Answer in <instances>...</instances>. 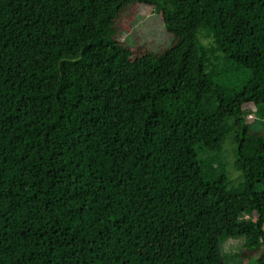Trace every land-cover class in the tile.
Listing matches in <instances>:
<instances>
[{
	"label": "trees",
	"instance_id": "obj_1",
	"mask_svg": "<svg viewBox=\"0 0 264 264\" xmlns=\"http://www.w3.org/2000/svg\"><path fill=\"white\" fill-rule=\"evenodd\" d=\"M133 5L168 47L115 39ZM246 105L264 121V0H0V264H264Z\"/></svg>",
	"mask_w": 264,
	"mask_h": 264
},
{
	"label": "rangeland",
	"instance_id": "obj_2",
	"mask_svg": "<svg viewBox=\"0 0 264 264\" xmlns=\"http://www.w3.org/2000/svg\"><path fill=\"white\" fill-rule=\"evenodd\" d=\"M152 7L144 5L127 6L115 22V39L130 48L158 53L171 44V36L165 31L159 16L152 12ZM245 106V120L249 127L258 131L264 138V121L256 118L253 110ZM223 156L229 162L228 177L231 183L240 181V175L231 167L232 151L231 144L227 142L223 147ZM248 220L253 219L249 212L244 213ZM264 229V223H263Z\"/></svg>",
	"mask_w": 264,
	"mask_h": 264
}]
</instances>
